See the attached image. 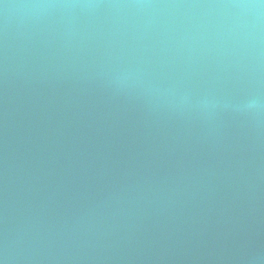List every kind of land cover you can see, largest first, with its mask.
I'll list each match as a JSON object with an SVG mask.
<instances>
[{"label": "water", "instance_id": "obj_1", "mask_svg": "<svg viewBox=\"0 0 264 264\" xmlns=\"http://www.w3.org/2000/svg\"><path fill=\"white\" fill-rule=\"evenodd\" d=\"M234 2L0 0V264H264V15L208 27Z\"/></svg>", "mask_w": 264, "mask_h": 264}, {"label": "clouds", "instance_id": "obj_2", "mask_svg": "<svg viewBox=\"0 0 264 264\" xmlns=\"http://www.w3.org/2000/svg\"><path fill=\"white\" fill-rule=\"evenodd\" d=\"M260 5H264V0H260V4L249 2V0H238L228 5L219 6L225 10H228V16L222 17L219 20L208 25L215 34V37L221 42L230 40L233 44L244 46L251 40L253 29L258 25L262 15V9ZM76 5L73 4H54V3H38L32 5L34 9H73ZM80 7L93 9L97 5L87 3L80 5ZM114 8L124 9L130 6L128 5H114ZM135 8L151 7L149 5H133ZM255 15V23L250 22L248 17L250 14Z\"/></svg>", "mask_w": 264, "mask_h": 264}]
</instances>
